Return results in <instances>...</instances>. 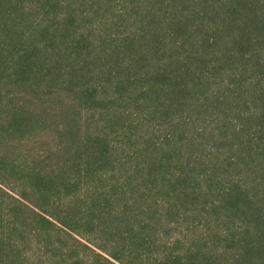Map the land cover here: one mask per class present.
I'll list each match as a JSON object with an SVG mask.
<instances>
[{
	"label": "trees",
	"instance_id": "1",
	"mask_svg": "<svg viewBox=\"0 0 264 264\" xmlns=\"http://www.w3.org/2000/svg\"><path fill=\"white\" fill-rule=\"evenodd\" d=\"M0 264H264V0H0Z\"/></svg>",
	"mask_w": 264,
	"mask_h": 264
}]
</instances>
